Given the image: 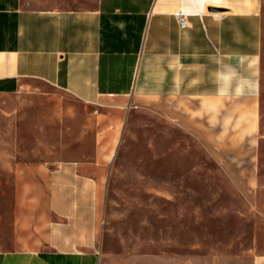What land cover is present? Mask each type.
<instances>
[{
  "label": "crops",
  "instance_id": "obj_1",
  "mask_svg": "<svg viewBox=\"0 0 264 264\" xmlns=\"http://www.w3.org/2000/svg\"><path fill=\"white\" fill-rule=\"evenodd\" d=\"M262 6L0 0V97L40 82L98 110L91 154L0 162V264H127L110 251L103 186L130 103L155 99L176 131L204 141L258 133Z\"/></svg>",
  "mask_w": 264,
  "mask_h": 264
},
{
  "label": "rangeland",
  "instance_id": "obj_2",
  "mask_svg": "<svg viewBox=\"0 0 264 264\" xmlns=\"http://www.w3.org/2000/svg\"><path fill=\"white\" fill-rule=\"evenodd\" d=\"M261 15L258 133L204 141L176 131L155 99L130 103L103 186L110 251L125 263L253 264L264 254V0ZM97 111L40 82L0 97V162L91 154Z\"/></svg>",
  "mask_w": 264,
  "mask_h": 264
},
{
  "label": "built area",
  "instance_id": "obj_3",
  "mask_svg": "<svg viewBox=\"0 0 264 264\" xmlns=\"http://www.w3.org/2000/svg\"><path fill=\"white\" fill-rule=\"evenodd\" d=\"M186 25V21L182 18L181 19V26H185Z\"/></svg>",
  "mask_w": 264,
  "mask_h": 264
},
{
  "label": "water",
  "instance_id": "obj_4",
  "mask_svg": "<svg viewBox=\"0 0 264 264\" xmlns=\"http://www.w3.org/2000/svg\"><path fill=\"white\" fill-rule=\"evenodd\" d=\"M211 11H214V12H215V11H218V10H217V9H215V8H212V9H211Z\"/></svg>",
  "mask_w": 264,
  "mask_h": 264
}]
</instances>
